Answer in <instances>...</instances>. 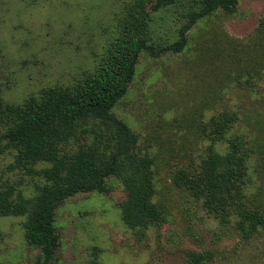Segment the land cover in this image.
I'll return each mask as SVG.
<instances>
[{"label": "rangeland", "instance_id": "obj_1", "mask_svg": "<svg viewBox=\"0 0 264 264\" xmlns=\"http://www.w3.org/2000/svg\"><path fill=\"white\" fill-rule=\"evenodd\" d=\"M129 0H0V92L19 103L42 87L64 86L91 70L116 34ZM180 7L150 14L153 42L176 37ZM178 52L139 53L125 94L111 111L137 136L150 157L154 195L163 219L132 229L120 219V182L105 178L104 192H77L54 210L58 243L48 264H190L189 252L210 251L200 264H264V225L241 238L201 200L171 181L178 167L195 164L210 143L207 120L234 111L230 132L252 150L246 199L264 212V0H237L198 20ZM213 147L222 151V140ZM0 152V187L31 197L42 179L12 165ZM38 162L32 168H41ZM22 215H0V264H37L39 249L25 244Z\"/></svg>", "mask_w": 264, "mask_h": 264}, {"label": "trees", "instance_id": "obj_2", "mask_svg": "<svg viewBox=\"0 0 264 264\" xmlns=\"http://www.w3.org/2000/svg\"><path fill=\"white\" fill-rule=\"evenodd\" d=\"M237 0H129L121 6L116 34L91 70L64 86L42 87L19 103L5 101L0 92V152L13 151L12 165L42 179L31 197L11 185L0 187V215H22L26 245L37 247V264H48L58 243L54 210L77 192L106 190L105 178H116L125 193L118 203L121 221L132 229L159 223L163 213L152 201V161L137 149V136L111 111L125 94L140 52H178L187 31L219 10L232 14ZM168 6L180 7V25L169 43L152 41L150 14ZM234 111L211 116L205 131L210 141L198 161L171 174L177 187L201 200L221 224L232 222L241 238L264 225V212L246 199L248 160L252 153L240 134L230 132ZM222 140L218 151L214 142ZM41 168H32L38 163ZM210 251L189 252L190 264L207 260Z\"/></svg>", "mask_w": 264, "mask_h": 264}]
</instances>
